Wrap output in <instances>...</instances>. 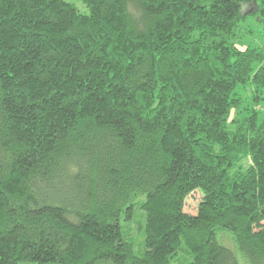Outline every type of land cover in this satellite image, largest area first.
<instances>
[{
	"label": "trees",
	"instance_id": "trees-1",
	"mask_svg": "<svg viewBox=\"0 0 264 264\" xmlns=\"http://www.w3.org/2000/svg\"><path fill=\"white\" fill-rule=\"evenodd\" d=\"M80 1L0 0V264H264V0Z\"/></svg>",
	"mask_w": 264,
	"mask_h": 264
},
{
	"label": "rangeland",
	"instance_id": "rangeland-1",
	"mask_svg": "<svg viewBox=\"0 0 264 264\" xmlns=\"http://www.w3.org/2000/svg\"><path fill=\"white\" fill-rule=\"evenodd\" d=\"M72 3H74L78 9L86 13L88 12V8L80 1V0H68ZM249 8V7H247ZM252 10V8H249ZM249 24H252L254 26V30L257 32L259 28H261V23L254 19L252 16L248 18L246 21V25L250 26ZM264 37L262 38V40ZM247 93H250L249 90H247ZM203 197V193L200 189L193 191L190 193L185 201V211L196 214L198 212V205L200 200ZM146 200V195H139L136 197L135 200V207L134 212L129 219L130 221L126 222V227L131 230L130 235L127 237V240H129L133 246H134V252L137 256H142L145 251L144 242H145V225H146V211L142 208V203ZM124 219V217H123ZM218 240L232 249L239 259L240 264H246L245 258L242 254V252L238 249L235 241L234 236L230 230L221 229L217 234ZM21 264H27V263H21ZM173 264H178L177 262H173Z\"/></svg>",
	"mask_w": 264,
	"mask_h": 264
}]
</instances>
